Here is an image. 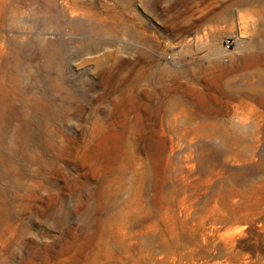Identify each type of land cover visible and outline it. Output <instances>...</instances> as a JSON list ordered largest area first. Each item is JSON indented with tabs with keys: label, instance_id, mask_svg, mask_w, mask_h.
<instances>
[{
	"label": "rangeland",
	"instance_id": "rangeland-1",
	"mask_svg": "<svg viewBox=\"0 0 264 264\" xmlns=\"http://www.w3.org/2000/svg\"><path fill=\"white\" fill-rule=\"evenodd\" d=\"M6 6L0 264H264V0Z\"/></svg>",
	"mask_w": 264,
	"mask_h": 264
},
{
	"label": "bare ground",
	"instance_id": "bare-ground-1",
	"mask_svg": "<svg viewBox=\"0 0 264 264\" xmlns=\"http://www.w3.org/2000/svg\"><path fill=\"white\" fill-rule=\"evenodd\" d=\"M8 3V2H7ZM3 5V4H2ZM5 7V6H4ZM3 8V7H2ZM1 12V8H0ZM17 14V11L12 7H7L1 13V18L3 22L7 24L14 23V16ZM8 43V39H6L3 35L0 34V59L4 58L5 61L3 64H0V137L5 133L6 127L9 122L12 120L14 114L12 112V105L15 101H17V96L10 90L9 86L17 85V79L10 74L8 66L10 65V61L8 57H12L15 54L10 51L9 53L6 51L4 44ZM3 45V46H2ZM9 46V43H8ZM249 65L254 64L253 60ZM255 62V61H254ZM2 65V66H1Z\"/></svg>",
	"mask_w": 264,
	"mask_h": 264
},
{
	"label": "built area",
	"instance_id": "built-area-1",
	"mask_svg": "<svg viewBox=\"0 0 264 264\" xmlns=\"http://www.w3.org/2000/svg\"><path fill=\"white\" fill-rule=\"evenodd\" d=\"M229 44H230V42H229L228 40H226V41H225V44H224V46H225L226 49L229 48Z\"/></svg>",
	"mask_w": 264,
	"mask_h": 264
}]
</instances>
